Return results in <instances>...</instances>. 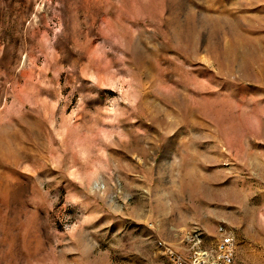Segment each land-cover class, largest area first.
<instances>
[{
  "label": "rangeland",
  "instance_id": "obj_1",
  "mask_svg": "<svg viewBox=\"0 0 264 264\" xmlns=\"http://www.w3.org/2000/svg\"><path fill=\"white\" fill-rule=\"evenodd\" d=\"M218 225L264 264V0H0V264H170Z\"/></svg>",
  "mask_w": 264,
  "mask_h": 264
},
{
  "label": "built area",
  "instance_id": "obj_2",
  "mask_svg": "<svg viewBox=\"0 0 264 264\" xmlns=\"http://www.w3.org/2000/svg\"><path fill=\"white\" fill-rule=\"evenodd\" d=\"M216 231L219 240L217 252L206 253L204 235L201 230L198 229L196 238H189L186 232L183 238L185 255L167 246V252L172 253L171 264H234L235 240L232 232L223 225H218ZM188 243H197V250L187 251Z\"/></svg>",
  "mask_w": 264,
  "mask_h": 264
},
{
  "label": "bare ground",
  "instance_id": "obj_3",
  "mask_svg": "<svg viewBox=\"0 0 264 264\" xmlns=\"http://www.w3.org/2000/svg\"><path fill=\"white\" fill-rule=\"evenodd\" d=\"M187 234H188V237L189 238H196L197 231L196 230H193L192 232H187ZM193 244L195 245L196 243H193ZM158 245L161 246L162 243L161 242H158ZM216 245H217V250H216V252H217L218 251V247H219V240L218 239H217V244ZM193 251H196V250H193ZM206 253H208V252L206 251ZM169 254L172 257V253L170 252ZM171 261H172V258H171Z\"/></svg>",
  "mask_w": 264,
  "mask_h": 264
}]
</instances>
